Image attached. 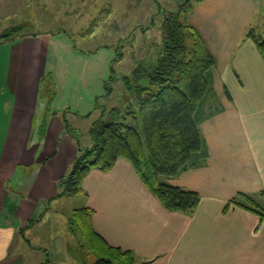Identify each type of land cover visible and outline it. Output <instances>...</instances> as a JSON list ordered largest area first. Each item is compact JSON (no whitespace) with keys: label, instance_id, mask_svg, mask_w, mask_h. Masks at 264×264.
<instances>
[{"label":"crops","instance_id":"1","mask_svg":"<svg viewBox=\"0 0 264 264\" xmlns=\"http://www.w3.org/2000/svg\"><path fill=\"white\" fill-rule=\"evenodd\" d=\"M257 10L258 0H204L189 14L215 61L214 95L199 120L206 156H201L198 165L168 179L200 193L199 205L191 214L167 209L124 157L109 170L91 169L83 180L87 194L78 196L80 202L71 212L69 207L63 208L71 197L59 195L60 182L79 153L80 141L65 130V105L60 109L57 103L63 97H36L27 83H37L43 74L40 58L44 55L31 59L41 42L53 38L57 43V65L52 66L59 70L57 83L62 80V53L73 54V43L58 34L20 38L21 70L12 72L14 59H10L4 72V83L14 86L15 95H10L11 107L0 119L5 133L0 156V219L7 218V208L11 211L8 218L11 213L14 218L0 222V264H7L11 257L18 227H26L41 213V222L56 213L64 231L69 230V217L81 206L93 209V226L107 243L133 253L132 264H264V218L234 204L225 210L238 193L264 190V58L248 34L255 28L264 35V21L257 19ZM35 64L37 68L30 67ZM88 80L75 78L85 85ZM103 91V84L98 92L86 87L76 93L77 99L88 98L93 103ZM48 101L52 102L49 116ZM44 121L48 126L40 136ZM49 132L55 133L52 141ZM91 145L90 138L84 147ZM19 164L25 170L16 179ZM16 188L23 197L15 193ZM24 240L22 249L30 254L29 239ZM63 243L62 248L71 250L69 243ZM74 252L81 260L76 248Z\"/></svg>","mask_w":264,"mask_h":264},{"label":"trees","instance_id":"2","mask_svg":"<svg viewBox=\"0 0 264 264\" xmlns=\"http://www.w3.org/2000/svg\"><path fill=\"white\" fill-rule=\"evenodd\" d=\"M204 0H185L162 22V48L154 64L140 63L124 76L127 89L138 110L113 107L109 114L95 120L90 128L92 145H80L69 172L61 179L59 195L78 197L87 194L83 180L91 169L109 170L120 157L129 159L137 173L169 210L193 213L201 200L196 190L172 184L168 179L198 165L206 156L205 139L199 128L201 112L214 95L215 61L202 36L189 19L196 4ZM264 16V0H258L257 19ZM264 21V19H262ZM15 27L0 35L8 40L18 33ZM249 30L264 58V35ZM108 82H106L107 84ZM105 84L108 92H111ZM125 113L128 115L125 117ZM120 115L122 118L120 119ZM131 121H128V116ZM140 122L144 132L140 131ZM46 121L39 129L43 136ZM230 204L253 211L264 218V190L258 194L238 193ZM93 209L81 206L69 217V230L77 238L83 264H132L131 251L107 243L93 226Z\"/></svg>","mask_w":264,"mask_h":264},{"label":"rangeland","instance_id":"3","mask_svg":"<svg viewBox=\"0 0 264 264\" xmlns=\"http://www.w3.org/2000/svg\"><path fill=\"white\" fill-rule=\"evenodd\" d=\"M184 1L0 0V35L15 27H21L10 40H0V119L3 112H7V107H11L13 101L9 100L10 95H15L14 86L4 83L6 79L4 72L8 71L10 59H14L11 61V71L17 73L21 70L19 61L22 50L18 44L19 39L39 34L63 35L72 40L74 53L69 54L68 51L62 53L60 64L63 72L62 80L57 83V80H60L59 70L57 67H52L57 65L55 61L57 43L55 39L47 38L46 42H41L42 45L37 50L38 57L36 54L31 57L33 60L37 58L39 60V55H44L40 58V62H43L41 65L44 66L43 74L37 83H27V88H31L30 91H34L36 97L43 94H48L49 97L58 94L63 97V100L57 103L61 106L60 109L65 105V108H62L66 112L63 117L65 130L84 147L91 138V125L101 115H104V120L110 121L113 119L109 114L110 109L127 108L131 103L134 108L130 107V110H138L134 97L126 87L124 76L130 75L140 63L156 62L162 48V22L165 14L176 10ZM261 18L264 19V16ZM30 67L37 68V65ZM75 78L89 79L88 85L77 83ZM101 84L104 91L95 97L93 103L88 98L77 99L76 93L86 87L89 88V92H98ZM105 84L111 88L110 93ZM26 92L24 90V93ZM51 103L48 101V116L52 112ZM125 114L126 117L128 114ZM121 116L123 115H120V119ZM131 116H128V121L132 120ZM140 124L144 139L142 123ZM0 129V156H2L1 143L5 133L1 127ZM48 134L52 141L55 133ZM16 170L15 175L18 179L25 170L24 164H19ZM15 191L23 197L21 190L16 188ZM70 199V202L63 205V208H70L69 212L80 202L79 197ZM10 212L7 208V218L0 219V222L14 218L12 213L8 218ZM41 215L30 219L26 227L17 228L15 244L9 250L11 257L6 263L40 264L42 261V264H81V260L74 252L77 248V240L74 236V241L72 240V234L68 229L64 231L60 216L56 213H53V216L49 214L41 222ZM24 238L29 239V245L33 249L30 254L22 249L25 247ZM62 243L65 245L69 243L71 250L66 251L62 248ZM23 252L26 255H21Z\"/></svg>","mask_w":264,"mask_h":264}]
</instances>
